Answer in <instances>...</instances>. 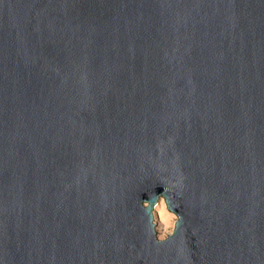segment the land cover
<instances>
[{"label":"water","instance_id":"water-1","mask_svg":"<svg viewBox=\"0 0 264 264\" xmlns=\"http://www.w3.org/2000/svg\"><path fill=\"white\" fill-rule=\"evenodd\" d=\"M0 258L264 264V0H0Z\"/></svg>","mask_w":264,"mask_h":264},{"label":"clouds","instance_id":"clouds-1","mask_svg":"<svg viewBox=\"0 0 264 264\" xmlns=\"http://www.w3.org/2000/svg\"><path fill=\"white\" fill-rule=\"evenodd\" d=\"M164 186V193L160 195L149 194L150 199L141 201V208L148 217L147 226L150 234L155 235L158 243H164L176 234L182 216L178 215L175 209L180 207V203L175 201V196L181 195L183 187V176L177 175L175 179L161 177ZM170 198L172 203H170ZM178 256H182V243L178 247ZM0 264H5L0 258Z\"/></svg>","mask_w":264,"mask_h":264}]
</instances>
